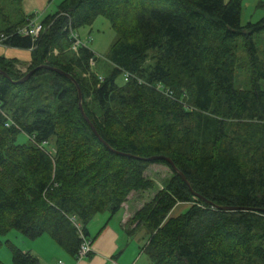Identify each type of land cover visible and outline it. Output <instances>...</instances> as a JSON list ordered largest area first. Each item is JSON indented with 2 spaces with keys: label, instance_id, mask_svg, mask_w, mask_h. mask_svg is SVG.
<instances>
[{
  "label": "trees",
  "instance_id": "16d2710c",
  "mask_svg": "<svg viewBox=\"0 0 264 264\" xmlns=\"http://www.w3.org/2000/svg\"><path fill=\"white\" fill-rule=\"evenodd\" d=\"M22 1L0 0L6 47L32 52L24 72L0 55V234L47 235L76 257L78 225L90 238L98 214L157 188L145 173L162 164L171 175L127 223L152 264H264V16L243 24L244 0H62L33 39L18 29L35 14L11 21ZM98 16L118 36L104 79L88 45L70 48L71 29Z\"/></svg>",
  "mask_w": 264,
  "mask_h": 264
},
{
  "label": "rangeland",
  "instance_id": "374dc122",
  "mask_svg": "<svg viewBox=\"0 0 264 264\" xmlns=\"http://www.w3.org/2000/svg\"><path fill=\"white\" fill-rule=\"evenodd\" d=\"M61 2L62 0H23L22 4L20 5V10L16 9L14 10V13L12 12L13 15L11 17V21H19L22 20L25 15H28V17H30L31 15L35 14L36 16L34 17H38V20L42 22V20L47 15L52 14L57 10L58 5ZM262 4H264V0H244L242 10V23L246 24L249 21L254 22L262 18L264 16V5ZM77 32L82 40H87V45L95 52L98 60L96 67H94L93 69L104 78L105 75H107L111 70V66L108 64L106 57L108 56L112 45L118 38L116 31L112 28L110 21L105 16H98L92 24L80 27L79 29H77ZM258 44L261 45V42L259 41ZM54 53L57 54L58 50L55 49ZM238 55L241 59L245 57V53L242 50L238 52ZM29 65V63L18 61L17 68L21 69L24 72L28 69ZM246 70L247 68H243L242 71L239 72V81L243 82L244 80H246ZM125 77V73L122 72L118 76L117 82L119 84H123L125 82ZM24 140H27V137L25 134H21L19 137V141ZM171 173L172 171L168 166L162 164H153L146 171L145 175L155 180L157 188H160L163 181L167 177H169ZM157 188L136 193L133 192L131 204H133L134 207H142L155 195ZM188 206L189 204L182 203L177 207L174 213L177 214L180 211L185 210ZM123 212L124 208H122L119 214H122ZM107 215L109 214L106 213L104 216ZM116 218L117 217H115L114 220H116ZM45 238L46 240L49 239L48 237ZM42 240L43 239L38 238L30 239L26 237L21 231L15 229L10 230L4 234H0V260L4 264H12L13 246L19 248L22 251L35 254L36 252H38V249L35 248L34 242H37V244L43 247ZM47 250L50 251L49 249Z\"/></svg>",
  "mask_w": 264,
  "mask_h": 264
},
{
  "label": "crops",
  "instance_id": "0c3cea01",
  "mask_svg": "<svg viewBox=\"0 0 264 264\" xmlns=\"http://www.w3.org/2000/svg\"><path fill=\"white\" fill-rule=\"evenodd\" d=\"M0 55L29 64L32 59L30 49L0 47ZM131 199L132 194L123 204L122 214L119 212L112 218L109 215L99 214L89 223L90 238L94 237L92 238L93 251L89 256L82 259L73 257L46 235L38 238L43 239V247L34 242L35 248L38 249L35 255L38 256L41 264H58L59 260L65 264H152L142 249L147 242L146 232L139 230L130 234L127 231L128 221L141 208L134 207ZM115 217H117L116 220H114ZM45 237L50 240H46Z\"/></svg>",
  "mask_w": 264,
  "mask_h": 264
},
{
  "label": "built area",
  "instance_id": "2783aa9c",
  "mask_svg": "<svg viewBox=\"0 0 264 264\" xmlns=\"http://www.w3.org/2000/svg\"><path fill=\"white\" fill-rule=\"evenodd\" d=\"M44 29H45V26L43 25L42 22L38 20V17L36 18L33 16V17L28 18L27 23L18 29V33L23 36H31L33 39H37L40 36L41 32L44 31ZM70 38L72 41L70 48L75 52H78L81 46L87 45V40L86 41L82 40L77 30L71 29ZM6 39H7V35H4V34L0 35V46L1 47H6L5 45ZM96 64H97V60L92 58L90 60V66L94 68L96 67ZM127 77H128V74L125 77L126 80H127ZM100 78L104 79L103 76L101 75H100ZM78 228H79L80 236L82 238V243L79 248L77 258L82 259V258L89 256L92 253L93 242L89 237L85 236V234L82 232L81 226L78 225ZM58 264H65V263L62 260H59Z\"/></svg>",
  "mask_w": 264,
  "mask_h": 264
},
{
  "label": "water",
  "instance_id": "95a60500",
  "mask_svg": "<svg viewBox=\"0 0 264 264\" xmlns=\"http://www.w3.org/2000/svg\"><path fill=\"white\" fill-rule=\"evenodd\" d=\"M36 69H37V68H36ZM36 69H33V70H31L30 72H28L27 75H26L24 78H22L21 80L17 81L16 83H21V82H24V81H26L27 79H29V78L33 75L34 71H36ZM56 71L61 72L62 74H66V75L69 76V77H72L70 74H68V73H66V72H63V71L60 70V69H56ZM1 73L4 74L6 77L10 78V76H9L7 73H5L4 71H1ZM72 78L74 79V77H72ZM78 88H79L80 100H82V93H81V89H80L79 84H78ZM80 109H81V111H82V114H83L84 118L87 120V122L89 123L90 127L92 128V130H93V132L96 134V136H97L102 142H104L105 145H107V146L109 147L108 143H107L105 140H103V138H102V137L99 135V133L97 132V130H96L94 124L89 120V118H88V117L86 116V114L84 113L81 102H80ZM159 159L167 161V162L172 166V168L174 169V171H176V172H177V173L183 178V180H184V181L190 186V184H189V182L187 181V179H186V177L184 176V174H183L181 171L178 170V168L175 166V164H174V162L171 160V158L166 157V156H153V157L148 158L147 160H148V161H154V160H159Z\"/></svg>",
  "mask_w": 264,
  "mask_h": 264
}]
</instances>
